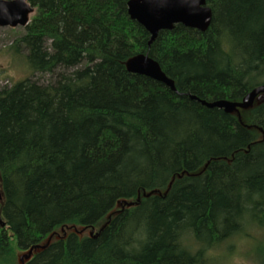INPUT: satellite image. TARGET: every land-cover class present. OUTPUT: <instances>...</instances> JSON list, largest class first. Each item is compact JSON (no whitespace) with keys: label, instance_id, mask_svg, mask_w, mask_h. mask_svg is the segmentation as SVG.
Instances as JSON below:
<instances>
[{"label":"trees","instance_id":"16d2710c","mask_svg":"<svg viewBox=\"0 0 264 264\" xmlns=\"http://www.w3.org/2000/svg\"><path fill=\"white\" fill-rule=\"evenodd\" d=\"M127 1L28 0L9 50L31 74L0 86V264H209L264 231V98L199 101L264 84V0H205L204 31L149 45ZM138 53L174 90L127 70Z\"/></svg>","mask_w":264,"mask_h":264},{"label":"water","instance_id":"95a60500","mask_svg":"<svg viewBox=\"0 0 264 264\" xmlns=\"http://www.w3.org/2000/svg\"><path fill=\"white\" fill-rule=\"evenodd\" d=\"M33 10L28 0H0V26L23 27L28 23ZM127 13L149 33L148 45L159 31L171 30L175 24L204 31L211 21V9L206 5L205 0H128ZM125 65L128 71L162 82L174 90L173 81L147 53L132 56ZM259 94H262L264 98V84L254 87L240 101L228 99L212 102L200 99L199 101L207 107L222 108L225 112L231 113L238 108L249 107ZM192 98L196 99L194 96ZM0 226H3L1 221ZM30 253L31 250L20 256L19 261L23 263Z\"/></svg>","mask_w":264,"mask_h":264},{"label":"rangeland","instance_id":"374dc122","mask_svg":"<svg viewBox=\"0 0 264 264\" xmlns=\"http://www.w3.org/2000/svg\"><path fill=\"white\" fill-rule=\"evenodd\" d=\"M21 28L22 26H0V86L10 85L13 81L21 80L31 74L30 68L23 60V51L21 50L19 57H16L9 50L17 34L21 33ZM33 76L40 83L46 84L53 80V76L50 74L34 73ZM247 230L250 239L243 236L242 238L233 237L229 241L231 249L227 250L228 246L225 244L215 249L213 251L215 257L209 264H256L251 257L252 250L259 241H264V231L257 230L256 227H247ZM23 253L25 254V252Z\"/></svg>","mask_w":264,"mask_h":264}]
</instances>
